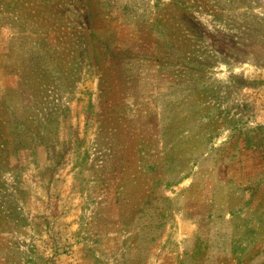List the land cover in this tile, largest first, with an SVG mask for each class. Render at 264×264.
Here are the masks:
<instances>
[{
	"label": "rangeland",
	"instance_id": "rangeland-1",
	"mask_svg": "<svg viewBox=\"0 0 264 264\" xmlns=\"http://www.w3.org/2000/svg\"><path fill=\"white\" fill-rule=\"evenodd\" d=\"M0 264H264V0H0Z\"/></svg>",
	"mask_w": 264,
	"mask_h": 264
}]
</instances>
